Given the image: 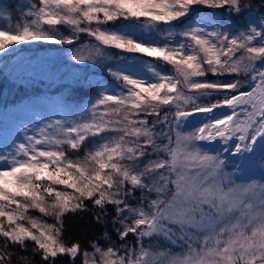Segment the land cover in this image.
Masks as SVG:
<instances>
[{
    "label": "snow or ice",
    "instance_id": "6c2138e0",
    "mask_svg": "<svg viewBox=\"0 0 264 264\" xmlns=\"http://www.w3.org/2000/svg\"><path fill=\"white\" fill-rule=\"evenodd\" d=\"M0 20V57L60 45L112 78L0 142V264H264V0H20ZM80 213L105 230L66 237Z\"/></svg>",
    "mask_w": 264,
    "mask_h": 264
},
{
    "label": "trees",
    "instance_id": "16d2710c",
    "mask_svg": "<svg viewBox=\"0 0 264 264\" xmlns=\"http://www.w3.org/2000/svg\"><path fill=\"white\" fill-rule=\"evenodd\" d=\"M20 2V0H0V8H5L9 5H13ZM259 0H257V3ZM210 10H205L202 14H207ZM218 12L221 10H217ZM17 17L14 14L13 20ZM241 18H235L237 26L239 25ZM187 22V21H185ZM4 21L0 20V24ZM178 27L182 28V25ZM64 30L63 28L61 29ZM89 37L86 35L81 36V42H88ZM40 49L42 53L45 50H64L65 48L60 45L52 44H42L33 43L30 45H24L17 50L20 55L23 52H33L34 50ZM52 51V52H53ZM12 55L0 57V113L9 107H13L16 103L24 102L27 99L42 97L57 99L61 98L66 103H71L73 105L77 104H87L88 100L93 96L96 89L93 85L94 81L103 80L105 82L111 81V77L102 71L100 67L82 66V72L80 74L76 73V78L73 80H64L62 76L64 71H59V74L54 70L55 65L66 66L64 59H57L55 61L46 64L43 68V72L34 75V78H29L28 75H17L10 71L12 65L15 62L9 64V58ZM19 62V61H18ZM65 68V67H63ZM63 77V78H62ZM211 78V77H210ZM200 102H204L203 100ZM91 146V145H90ZM139 193H137V196ZM135 204V201H132ZM107 229H111V224L107 226ZM105 229L96 225L91 220L90 213H80L79 215L69 214L66 217V237L68 238H79L82 241H87L88 239L99 236ZM113 240H116L115 233H111ZM134 238L129 237V243H133ZM104 243V241H102ZM174 252H179L178 248L172 249ZM34 264H40L39 256L34 257ZM61 264H66L64 258L61 259Z\"/></svg>",
    "mask_w": 264,
    "mask_h": 264
},
{
    "label": "rangeland",
    "instance_id": "374dc122",
    "mask_svg": "<svg viewBox=\"0 0 264 264\" xmlns=\"http://www.w3.org/2000/svg\"><path fill=\"white\" fill-rule=\"evenodd\" d=\"M183 27V25H182ZM45 50L44 53L40 49L34 50L33 52H23L21 55L18 52L9 58V64L16 61L15 65H12L10 71L17 75H28L29 78H34V75L43 72V68L46 64L57 59H64L66 66L55 65L54 70L56 74L63 70L62 76L64 80H73L76 78V73L82 72V66L76 65L75 62L69 59L68 51L64 50ZM65 67V68H63ZM62 77V78H63ZM58 101H63L61 98L51 99L35 97L27 99L24 102L16 103L13 107H9L0 113V142L11 138L17 131H22L19 128L21 124L28 125L29 121H34L35 114L46 115L53 111ZM64 102H66L64 100ZM80 105V104H79ZM83 105V104H81ZM199 121L200 117H196ZM32 215L40 216L41 214L33 210Z\"/></svg>",
    "mask_w": 264,
    "mask_h": 264
}]
</instances>
